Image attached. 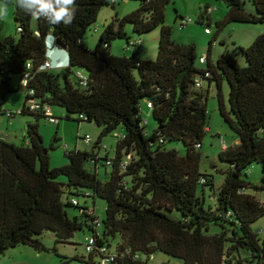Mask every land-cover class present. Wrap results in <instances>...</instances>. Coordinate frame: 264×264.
<instances>
[{"label":"trees","instance_id":"16d2710c","mask_svg":"<svg viewBox=\"0 0 264 264\" xmlns=\"http://www.w3.org/2000/svg\"><path fill=\"white\" fill-rule=\"evenodd\" d=\"M223 1L229 10L218 24L220 30L229 23H264V0H251L255 15L240 0ZM171 2L141 0L138 9L106 25L94 49L86 47L83 38L96 24L102 7L115 6L117 0H76L70 25L50 24L16 5L18 37L0 40V101H7L15 91L24 92L25 102L17 114L33 115L37 122L27 124L26 141L20 145L0 138V256L19 246L47 250L39 239L45 232L54 233L58 243H68L75 233L89 231L97 238L98 248L112 249V242L119 238L117 259L111 264H149L159 252L184 264H242L236 257L241 250L252 253L253 264H264V241L253 229L264 217V204L247 193L248 189L264 191V35L249 48L236 49L245 56L246 65L230 51L213 63L210 49L207 62L200 63L207 67L201 68L197 46L177 43L172 27L165 23ZM208 10L201 11V23L210 18ZM127 24L138 34L161 28L156 61L112 54L115 40L135 46L141 42L131 41L125 31ZM50 33L56 39L46 44ZM54 47L68 55V65L59 68V74L43 69ZM26 73L29 79L24 88L21 82ZM15 76L17 87L13 85ZM197 79L202 88L197 87ZM205 81L210 88L216 82L219 112L239 139L220 153L229 168L218 191L213 177L200 172V149L209 131V98L202 91ZM224 81L230 87L229 106L222 91ZM29 91H34V99L42 106L64 109L66 120L101 128L94 149L69 151V163L52 168L51 152L60 138L56 134L50 147L44 145L39 120L46 117L28 107ZM142 102L158 122L152 134L146 131ZM119 128L124 134L118 137L115 158L101 157L102 139ZM170 141H181L186 155L167 149ZM128 156V165L123 166ZM254 164L262 167L261 187L247 180ZM100 166L112 169L104 182L99 179ZM60 177L67 182H59ZM205 188L215 199L213 207H206ZM79 198L104 200L103 221L95 208ZM69 207L79 214L71 218ZM174 211L181 219L169 215ZM212 227L220 231L211 233ZM96 257L76 259L95 264Z\"/></svg>","mask_w":264,"mask_h":264},{"label":"rangeland","instance_id":"374dc122","mask_svg":"<svg viewBox=\"0 0 264 264\" xmlns=\"http://www.w3.org/2000/svg\"><path fill=\"white\" fill-rule=\"evenodd\" d=\"M245 10L251 14H257L251 0H240ZM141 0H117L115 6L112 4L105 5L99 12L98 19L85 34L83 43L89 49H94L104 31L106 25L114 19H122L125 15L140 7ZM6 6V7H5ZM16 0H0V40L7 37L17 38V25L15 22ZM211 9V20L205 19L204 23L200 22L201 11ZM228 6L223 0H172L166 7V25L172 27L173 38L179 44H195L197 46L198 60L197 65L201 68L207 66L200 64V57L208 56L211 49L212 60L216 63L218 58L230 51L237 53V58L241 65H246V58L242 52L236 51L237 48H249L252 43L261 35H264V23L262 24H244L229 23L221 30L218 24L224 20L228 13ZM188 23L183 26V19ZM192 20V21H190ZM206 28L211 30V35L206 33ZM125 31L131 37V41H141L138 46L128 45L126 40L118 39L112 43L111 52L119 57L136 56L142 61H156L158 57L159 40L161 36V28L158 27L152 32L138 34L134 32L133 26L127 24ZM68 65V64H67ZM54 73H61L62 70H52ZM17 76L14 77L13 85L16 84ZM203 93L208 96V112H209V131L203 142L200 162V172L203 175L213 177L214 190L218 191L225 181L224 172L228 170L229 165L220 159V153L223 151V142L228 147L234 145L238 136L234 131L225 124L220 112L218 102V88L216 82L213 81L211 88L208 81L204 82ZM223 95L227 106H229L230 87L227 81L223 83ZM25 102V93L15 91L8 96L6 106L8 110L19 112L22 110ZM53 113L60 119V125L51 124L42 118L39 120L40 133L43 137L44 145L50 147L54 136L57 134L60 142L57 148L51 152L52 168H60L69 163L66 153L69 151H92L98 143L101 128L95 124L81 123L65 119V110L59 107L52 108ZM142 113L146 123V131L152 134L158 129V122L155 120L152 110L147 108L146 102H142ZM37 118L33 115L17 114L10 119L7 116L1 117L0 135L6 140L17 145L26 141V126L28 123H36ZM124 134V130L119 128L117 132L104 137L101 142V157L108 156L110 159L116 156V147L118 137ZM89 135L92 138L91 143H87L84 139ZM167 149H176L181 155H186V147L181 141H170L166 144ZM104 164V163H103ZM88 169L92 167L88 164ZM110 167L100 166L98 169L99 179L106 181L108 174L111 172ZM108 173V174H107ZM262 167L260 164L251 166L247 180L252 185L262 186ZM61 183H66L65 177L58 179ZM203 187H199V195L202 194ZM247 193L257 197L264 204V191L248 189ZM206 207H213L215 199L211 191L205 188ZM79 201L85 202L92 208L101 221L106 215V202L102 199H85L79 198ZM71 218L79 214L75 208H67ZM172 218L181 219L178 211L170 212ZM253 229L258 233L260 240L264 241V217L253 224ZM101 231V229H99ZM220 229L212 227L211 233H217ZM90 232H77L68 243H58L57 236L52 232H45L39 237L47 250L38 252L28 246H19L9 249L4 255L0 256V264H87L76 258L88 260L89 254L86 251V239L90 236ZM119 242V238L112 242L115 248ZM237 258L243 260L242 264H253L252 253L247 250H241ZM98 262V259L95 258ZM184 264V261L173 258L164 253H156L154 259L149 264ZM257 264V263H254Z\"/></svg>","mask_w":264,"mask_h":264},{"label":"built area","instance_id":"2783aa9c","mask_svg":"<svg viewBox=\"0 0 264 264\" xmlns=\"http://www.w3.org/2000/svg\"><path fill=\"white\" fill-rule=\"evenodd\" d=\"M211 9L208 10V14L211 13ZM192 21V20H190ZM188 23L186 20L183 21V24ZM207 34H210V31L207 30L206 31ZM137 44H140V42H137ZM130 45L135 46V43H131ZM207 62V58L206 56L201 57L200 58V63L201 64H205ZM31 65H28V68H30ZM59 68H63V66H57L55 67L49 60L45 63L43 69L45 70H53V69H59ZM24 79L22 80L21 84L24 88H26L28 86V79H29V74L26 73L24 75ZM80 77L83 79L84 82H86V78L83 75H80ZM207 77H209V75L207 74ZM196 85L199 88H202V81L200 79H197L196 81ZM29 96L31 97L28 101V107L30 108L31 111H42L43 114L45 115L48 123L51 124H58L59 120L57 119V117L54 115L52 108H50L49 106L45 105L42 106L36 99H34L35 93L34 91H29ZM149 107L151 108L152 105L149 104ZM17 113L19 112H12V111H8L5 112V115L12 119L14 118ZM0 138H4L2 135H0ZM5 139V138H4ZM87 143H91L92 142V138L87 135L84 139ZM223 142V150H226L228 148L227 144L225 143V141L222 139ZM131 156L127 157V160L124 162L123 166H127L128 165V161L130 160ZM203 182H205V180H203ZM77 204V202H76ZM98 226L100 227L101 224L99 223ZM86 251L89 255L91 254H96V258L98 259V262L95 259V264H111L113 262L116 261L117 259V253L116 251H113L112 249L108 248V246H103L98 248L97 247V238L93 235H90L87 237L86 239ZM137 258H139V256H137ZM154 257L152 256L150 258V260H153Z\"/></svg>","mask_w":264,"mask_h":264},{"label":"clouds","instance_id":"9594fccd","mask_svg":"<svg viewBox=\"0 0 264 264\" xmlns=\"http://www.w3.org/2000/svg\"><path fill=\"white\" fill-rule=\"evenodd\" d=\"M16 5L34 18L43 17L53 25H70L75 19L76 0H16ZM55 39L53 34H48L46 44L53 43ZM67 64L68 59L65 58L64 66Z\"/></svg>","mask_w":264,"mask_h":264},{"label":"crops","instance_id":"0c3cea01","mask_svg":"<svg viewBox=\"0 0 264 264\" xmlns=\"http://www.w3.org/2000/svg\"><path fill=\"white\" fill-rule=\"evenodd\" d=\"M209 17H210L209 19L211 20V15H209ZM48 58H49V61L55 67H57V66H63V67H65L64 66V60H65V58L68 59V55H67V52L65 50H60V49H57V48L54 47L49 52ZM211 60H212V56H211ZM212 62L214 63L213 60H212ZM17 86H18V79L16 80V84L14 85V87H17ZM6 103H7V101H5V102L0 101V123H1V117L2 116H6L5 115V112L11 111V110H8V107L6 106ZM238 143H239V139H237L235 141L234 145L235 144H238Z\"/></svg>","mask_w":264,"mask_h":264},{"label":"water","instance_id":"95a60500","mask_svg":"<svg viewBox=\"0 0 264 264\" xmlns=\"http://www.w3.org/2000/svg\"><path fill=\"white\" fill-rule=\"evenodd\" d=\"M58 46H60L61 48H65L61 43H58Z\"/></svg>","mask_w":264,"mask_h":264}]
</instances>
